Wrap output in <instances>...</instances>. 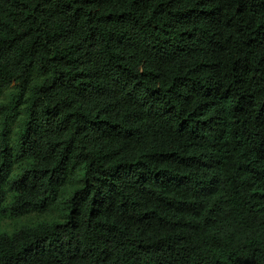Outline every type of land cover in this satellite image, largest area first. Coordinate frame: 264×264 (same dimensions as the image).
Wrapping results in <instances>:
<instances>
[{
  "label": "trees",
  "instance_id": "1",
  "mask_svg": "<svg viewBox=\"0 0 264 264\" xmlns=\"http://www.w3.org/2000/svg\"><path fill=\"white\" fill-rule=\"evenodd\" d=\"M0 264H264V0H0Z\"/></svg>",
  "mask_w": 264,
  "mask_h": 264
}]
</instances>
